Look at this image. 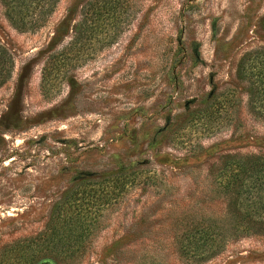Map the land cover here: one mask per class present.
Instances as JSON below:
<instances>
[{
  "label": "rangeland",
  "instance_id": "1",
  "mask_svg": "<svg viewBox=\"0 0 264 264\" xmlns=\"http://www.w3.org/2000/svg\"><path fill=\"white\" fill-rule=\"evenodd\" d=\"M7 14L0 0V253L36 237V264H264V234L205 261L190 239L224 213L225 160L264 155L237 75L264 48V0H57L25 28Z\"/></svg>",
  "mask_w": 264,
  "mask_h": 264
},
{
  "label": "trees",
  "instance_id": "2",
  "mask_svg": "<svg viewBox=\"0 0 264 264\" xmlns=\"http://www.w3.org/2000/svg\"><path fill=\"white\" fill-rule=\"evenodd\" d=\"M56 2L57 0H2L10 21L23 28L27 23L40 27ZM10 67L11 58L0 48V84L9 76ZM237 75L248 84L252 106L263 111L264 48L246 53L238 62ZM215 184L225 200L224 213L219 218H202L194 226L190 239L200 241L201 245L193 247L191 253L199 261L218 254L228 239L246 234H264V155H246L225 160L216 173ZM77 200L80 198L70 197L67 206H74ZM37 238L43 239L41 235ZM35 240L36 237L24 240L20 243L26 244L17 246V249L16 246L5 247L0 253V264H36L31 250V244ZM54 250L56 251L55 248ZM9 252L15 254L8 255Z\"/></svg>",
  "mask_w": 264,
  "mask_h": 264
}]
</instances>
